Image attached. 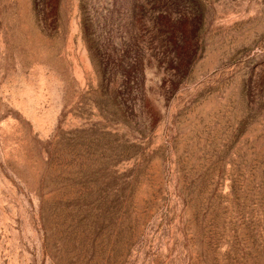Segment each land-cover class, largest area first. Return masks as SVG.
<instances>
[{
    "label": "rangeland",
    "instance_id": "obj_1",
    "mask_svg": "<svg viewBox=\"0 0 264 264\" xmlns=\"http://www.w3.org/2000/svg\"><path fill=\"white\" fill-rule=\"evenodd\" d=\"M0 264H264V0H0Z\"/></svg>",
    "mask_w": 264,
    "mask_h": 264
}]
</instances>
